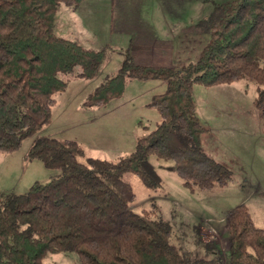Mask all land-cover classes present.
Listing matches in <instances>:
<instances>
[{
    "label": "trees",
    "instance_id": "trees-1",
    "mask_svg": "<svg viewBox=\"0 0 264 264\" xmlns=\"http://www.w3.org/2000/svg\"><path fill=\"white\" fill-rule=\"evenodd\" d=\"M84 0H0V152L50 123L55 96L75 67L78 78L98 75L104 50L81 46L54 32L58 8H77ZM205 41L198 59L179 67L135 64L130 45L117 73L98 86L86 106L102 107L121 95L132 79H157L165 91L152 98L160 121L136 139L135 150L116 161L87 158L73 140L36 135L27 157L59 173L23 193L0 196V264H42L47 253L74 252L79 264H222L199 228L196 242L210 258L191 256L170 242L171 227L148 211L130 209L135 199L124 173L144 186L160 184L149 155L171 167L193 189L224 186L231 169L202 146L207 128L199 120L193 84L212 87L248 80L256 85L255 106L264 133V0H225L197 21ZM229 241L224 264H264V228L257 227L245 204L224 217Z\"/></svg>",
    "mask_w": 264,
    "mask_h": 264
},
{
    "label": "rangeland",
    "instance_id": "rangeland-1",
    "mask_svg": "<svg viewBox=\"0 0 264 264\" xmlns=\"http://www.w3.org/2000/svg\"><path fill=\"white\" fill-rule=\"evenodd\" d=\"M223 1L84 0L75 9L61 5L55 34L85 48L104 50L105 58L93 78L75 77L78 67L62 75L67 86L55 96L57 102L52 107L50 123L25 138L16 150L0 152V196L26 192L35 183L48 182L59 173L40 160L27 157L36 135L75 141L84 152L78 157L82 163L87 158L116 161L133 152L136 139L160 121L158 111L150 103L155 95L165 91L163 81L132 79L121 95L104 106L84 104L98 86L117 73L123 52L132 46L131 35L121 31L123 17L132 11L137 13L127 22L139 16L145 28L154 29L156 42L170 44L171 50L163 49L164 53L168 51L172 60H180L178 65H184L198 59L205 36L193 29L190 33L181 30L197 27L193 22ZM191 93L199 120L207 128L202 146L208 155L231 169L232 179L224 186L191 190L171 168V161L152 154L148 161L160 177L158 186L148 188L129 172L122 179L135 193L130 209L136 213L148 211L151 219L168 222L173 245L191 256L210 258L212 254L206 246L196 242L198 227L202 242L208 243L224 264L229 249L224 217L230 209L245 204L254 224L264 228V133L255 106L256 85L245 79L212 87L195 83ZM42 264H79V260L74 252H51Z\"/></svg>",
    "mask_w": 264,
    "mask_h": 264
},
{
    "label": "crops",
    "instance_id": "crops-1",
    "mask_svg": "<svg viewBox=\"0 0 264 264\" xmlns=\"http://www.w3.org/2000/svg\"><path fill=\"white\" fill-rule=\"evenodd\" d=\"M131 15H125L123 17V30L127 32V34H130L132 39V49H131V55L135 62V64L142 65V66H164V67H179L183 64H179V61L172 60L170 53L167 51V53H164L163 49L171 50L170 44H162L155 38L154 35V29H151L147 26V28L144 27L142 21H140V17L135 16L130 22H127L132 16L136 15L137 13H134L133 11L130 13ZM199 20V19H198ZM196 20L193 23H197ZM138 23H141L139 25ZM125 28V29H124ZM127 28V29H126ZM198 32L199 29L194 26L189 28H184L182 33H185V31H188L190 33L191 31ZM150 41H154V43L150 44ZM164 54H163V53ZM178 65V66H177ZM205 150V149H204Z\"/></svg>",
    "mask_w": 264,
    "mask_h": 264
}]
</instances>
